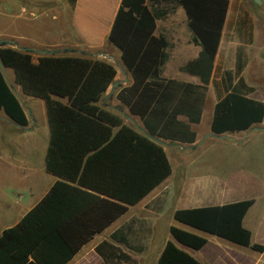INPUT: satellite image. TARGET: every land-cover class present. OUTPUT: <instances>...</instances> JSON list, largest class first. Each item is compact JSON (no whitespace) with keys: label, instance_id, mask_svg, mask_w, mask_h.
<instances>
[{"label":"crops","instance_id":"obj_1","mask_svg":"<svg viewBox=\"0 0 264 264\" xmlns=\"http://www.w3.org/2000/svg\"><path fill=\"white\" fill-rule=\"evenodd\" d=\"M100 1L99 9L95 11V0H76L73 5L67 0H0V14H6L9 20L8 31H0V37L7 40L10 46L30 50L34 59L44 53L65 52L69 55H86L113 64L116 75L97 105L118 116L123 124L132 126L139 133L145 135L142 131L144 130L160 138L161 143L154 142L162 146L171 165L172 171L167 177L138 201L127 204L126 211L107 225L103 224L112 212L110 203L126 204L111 194L116 186L93 168L85 174L79 173L74 180L62 179L83 192L97 196L91 207L84 209L88 208L82 207L90 199L88 194H80L79 190L67 188L61 194L64 206H70L71 210L83 208L79 211V220L73 226L80 231L94 232L65 264H158L164 245L168 240H173L169 233L171 225L206 237V243L198 249L185 247L174 241L201 264H264V251L258 252L248 246L229 242L176 222L173 218L176 209L253 199L242 223L251 231L252 242L264 245V197L253 190L258 183L264 185V172L260 171L263 166L258 165L264 158V145L246 144L253 139L256 131L252 129L253 126L259 127L257 130L264 128L259 126L264 124V117L260 123H255L248 130L227 131L222 133V137H218L216 133L200 137L194 130L207 115L209 128L206 134L212 132L210 123L215 103L225 95L226 87L236 85L239 79H242L249 98L264 103V1L261 4H250L245 0H228L218 49L206 84L200 75L182 70L185 63L198 56L201 48L186 43L183 49L176 51L175 9L164 10L159 8L158 1L154 3L161 13L155 15L153 35L163 36L167 41V57L160 67L159 75L206 86L199 122H189L184 114L177 116L195 131L196 140L188 143L189 150L205 146L197 164L193 155L179 152V175L176 174L171 160V152L177 148L173 142L177 141L149 133L147 123L145 125L141 117L131 114L116 96L120 89L132 83V77L121 61V52L107 41L121 0ZM46 16L60 21L59 26L46 23ZM31 19L35 21L32 25L35 32L32 34L22 29V25H29ZM227 25H230V30L226 32ZM50 26H53L52 33L57 37L50 38L41 34V30L45 31ZM107 43L111 45V51L97 50ZM219 59H222L224 66L218 71ZM3 76L22 105L27 124L22 126L15 123L0 109V233L18 223L52 185L61 180L59 176L45 169L50 130L44 101L23 92L15 81L13 69L5 68ZM114 82L116 85H113ZM59 100L67 102L66 98ZM161 103L170 109L168 97L162 98ZM36 116L41 128L37 125ZM153 119L157 120L155 117ZM146 121L153 125L150 120ZM180 148L183 145L180 144ZM110 151L112 150L108 151L109 157ZM117 152L118 156L115 154ZM114 157L119 165L121 161L126 162L125 147L119 145L118 150L114 149ZM253 168L257 169L251 170ZM16 170L18 183L15 182ZM5 181H8L7 186ZM238 183L244 184L243 190H238ZM202 200H206L208 204H202ZM262 201L263 205H259L261 208L256 209V205ZM152 250L154 258L151 259L149 253Z\"/></svg>","mask_w":264,"mask_h":264},{"label":"trees","instance_id":"obj_2","mask_svg":"<svg viewBox=\"0 0 264 264\" xmlns=\"http://www.w3.org/2000/svg\"><path fill=\"white\" fill-rule=\"evenodd\" d=\"M67 1L73 5L76 0ZM176 2L184 10L186 25L192 33L191 42L201 48L198 57L187 62L183 70L200 75L206 84L228 0ZM148 4V0H121L107 36V41L121 52V61L132 76V83L120 89L116 96L131 114L147 123L149 133L192 143L195 132L177 116L184 114L189 122H199L206 86L159 75L167 57V41L163 36L153 35L155 15L161 11L154 4ZM0 62L4 68L13 69L15 81L24 93L44 101L50 130L45 169L61 178L18 223L0 233V264H65L94 235L93 231H80L73 224L79 220L82 207L89 209L97 196L62 179L74 180L79 173L85 174L93 168L116 186L111 194L126 204L110 203L112 212L103 224L107 225L126 211L127 204L138 201L167 177L172 171L171 165L160 144L97 105L116 75L113 64L65 52L44 53L34 59L30 50L14 48L5 39L0 40ZM167 97L171 103L169 110L161 103L162 98ZM59 98H66L67 102ZM0 109L15 123L27 124L22 105L1 68ZM263 117L264 103L249 98L239 79L231 88L227 86L225 95L215 103L210 129L216 134L248 130ZM119 145L126 149V162L121 161L120 165L114 157V149L118 150ZM109 150H112L110 157ZM115 154L118 156V152ZM64 188L79 190L90 199L80 210H71L70 206L63 205ZM252 204L253 199H243L222 205L176 209L173 218L194 229L263 252L264 245L252 242L251 231L242 223ZM169 233L173 240L164 245L158 264H201L174 241L198 249L206 243L205 236L176 225L169 227Z\"/></svg>","mask_w":264,"mask_h":264},{"label":"rangeland","instance_id":"obj_3","mask_svg":"<svg viewBox=\"0 0 264 264\" xmlns=\"http://www.w3.org/2000/svg\"><path fill=\"white\" fill-rule=\"evenodd\" d=\"M157 1H158V4H159L158 6L161 9H164V10H166L168 8L175 9V16H176V18H175V20H176L175 36L177 38L176 39V51H179L180 49H183V47L186 45V43H192L191 42L192 33L190 32V30L188 29V27L186 25V16H185V13H184L183 8L180 5L177 4L176 0H152V1L148 0V3L149 4H154V3H157ZM245 1H247L250 4H254L252 2V0H245ZM101 2L102 1H100V0H95V2H94L95 11H97L99 9V6H100ZM34 22H35L34 19H31L29 21V25H26V26L25 25H22V29L25 30V31H27V32H29L30 34L34 33L35 30H34V28L32 26V25H34ZM45 22L48 23V24L56 25V26H59V24H60V21L55 20L54 18H51V16H49V17L46 16L45 17ZM8 27H9V20H8L7 15L6 14L5 15H1L0 14V31H8ZM228 30H230V25H227L226 26V32ZM52 31H53V26H50L45 31H42L41 30V34H43L45 36L48 35L50 38L57 37V36H55L56 35L55 33H52ZM226 36H228V33L226 34ZM1 39H2V37H0V40ZM188 40H189V42H188ZM110 46L111 45L107 43L106 45H104L103 47H101V48H99L97 50H103V49L105 50V49H107V50L111 51L112 47H110ZM190 61H192V60H190ZM177 64H179L178 63V60H177ZM223 66L224 65H223L222 59H219V61L217 63L218 71ZM182 70H183V67H182ZM165 79H167V78H165ZM36 122H37L38 127L41 128V126H39L40 124H39V119H38L37 116H36ZM259 126L260 127H263L264 124L263 125H259ZM208 128H209V121H208V117L206 115L204 117V119L194 128V130L197 132V134L200 137H202V136H205L206 132L208 131ZM195 140H196V134H195ZM173 143L176 144L175 146H177V148L174 151L171 152V160H172V164L174 166V169H175L176 174L179 175V171H178L179 170V166H180L179 165L180 164V161L178 159V157L180 156V153L179 152L184 151L187 154L193 155L194 162L197 164L198 161H199V155L204 151L205 146H202V147L197 146L193 150H189V147H188V143L187 142L177 141V143H175V142H173ZM180 144L183 145V148L182 149L180 148ZM246 144L247 145H251V146H254V145H264V128H262V130H256V131H254L253 139H251L248 142H246ZM262 156H264V154ZM258 165H262L263 166V168L260 171L261 172H264V158H263V160L261 162L258 163ZM198 167H199V164H198ZM242 168H243V170L245 169L244 167H242ZM255 169H257V168H253L251 170H255ZM1 171H2V169H1ZM17 176H18V171L16 170V179H15V182L16 183H18ZM238 184H240V183H238ZM7 185H8V181H5V186H7ZM236 187L238 188V190L241 191L244 188V184L237 185ZM263 189H264V185H260L259 183L257 184L256 187L254 186V188H253L254 192L257 195H260V196H263L264 197V190ZM202 201H203L202 204H204V205L205 204H208V202L206 200H202ZM261 203H263V201L262 202H259L258 205H256V209L257 208H261L260 206L263 205ZM187 205H189V204H187ZM198 205H200V203ZM149 258H151V259L154 258V250L150 251Z\"/></svg>","mask_w":264,"mask_h":264},{"label":"water","instance_id":"obj_4","mask_svg":"<svg viewBox=\"0 0 264 264\" xmlns=\"http://www.w3.org/2000/svg\"><path fill=\"white\" fill-rule=\"evenodd\" d=\"M254 2H256V3H258V4H261L262 2H263V0H253ZM45 52H50V50H44ZM0 68H1V70H2V72H3V74L5 75V68L3 67V65L1 64V62H0ZM113 85H116V82H114L113 83ZM252 129L253 130H257V129H259V127H257V126H253L252 127ZM143 131V133H145V135L146 136H148L150 139H152L153 141H156V142H159V143H161L162 142V140L160 139V138H157V137H155V136H153V135H150V134H148L147 132H145L144 130H142ZM209 134H214L213 132H209V133H207V134H205V136H207V135H209ZM204 136V137H205ZM217 136L218 137H222V134H217Z\"/></svg>","mask_w":264,"mask_h":264}]
</instances>
